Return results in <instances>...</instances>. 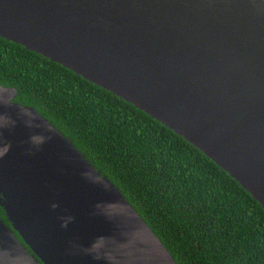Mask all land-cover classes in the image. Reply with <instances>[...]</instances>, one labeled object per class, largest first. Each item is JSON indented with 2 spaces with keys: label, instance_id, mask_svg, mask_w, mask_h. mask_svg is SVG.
Listing matches in <instances>:
<instances>
[{
  "label": "water",
  "instance_id": "1",
  "mask_svg": "<svg viewBox=\"0 0 264 264\" xmlns=\"http://www.w3.org/2000/svg\"><path fill=\"white\" fill-rule=\"evenodd\" d=\"M0 37L147 112L264 207V0H0ZM17 95L0 84V264H179Z\"/></svg>",
  "mask_w": 264,
  "mask_h": 264
},
{
  "label": "trees",
  "instance_id": "2",
  "mask_svg": "<svg viewBox=\"0 0 264 264\" xmlns=\"http://www.w3.org/2000/svg\"><path fill=\"white\" fill-rule=\"evenodd\" d=\"M0 84L114 182L179 264H264V207L201 149L131 102L0 37ZM0 215L6 219L0 206Z\"/></svg>",
  "mask_w": 264,
  "mask_h": 264
}]
</instances>
